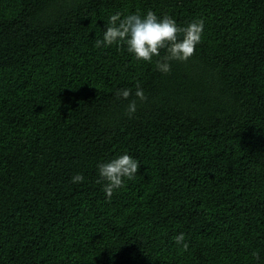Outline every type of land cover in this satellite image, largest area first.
Segmentation results:
<instances>
[{
	"label": "trees",
	"instance_id": "obj_1",
	"mask_svg": "<svg viewBox=\"0 0 264 264\" xmlns=\"http://www.w3.org/2000/svg\"><path fill=\"white\" fill-rule=\"evenodd\" d=\"M148 10L204 21L168 74L94 46ZM0 264H264V0H0Z\"/></svg>",
	"mask_w": 264,
	"mask_h": 264
},
{
	"label": "clouds",
	"instance_id": "obj_2",
	"mask_svg": "<svg viewBox=\"0 0 264 264\" xmlns=\"http://www.w3.org/2000/svg\"><path fill=\"white\" fill-rule=\"evenodd\" d=\"M204 21L196 19L186 26H178L176 21L169 15L158 17L155 12L148 10L144 15L139 11L136 13L121 16L117 12L108 19L102 39H96L94 46L97 48L111 45L126 46L128 53L132 54L137 61L151 63L153 57L156 60V69L164 74L171 70V61L186 62L195 53L196 45L202 41ZM165 54L161 55V50ZM135 97L126 109V114L131 117L136 112L137 100L146 101L147 97L139 82L136 83ZM118 98L127 100L132 92L130 89H117ZM140 164L132 156L121 154L107 162L98 163L97 184H102L106 201L110 202L113 193L117 189L126 186V180L134 179ZM72 183L82 182L84 176L75 174ZM174 241L180 246L181 251L188 250V243L183 233L175 236ZM258 258V253L253 252Z\"/></svg>",
	"mask_w": 264,
	"mask_h": 264
}]
</instances>
